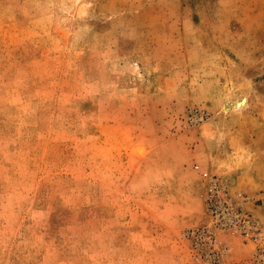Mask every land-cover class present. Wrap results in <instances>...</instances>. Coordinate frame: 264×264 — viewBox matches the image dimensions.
Returning a JSON list of instances; mask_svg holds the SVG:
<instances>
[{"label":"rangeland","instance_id":"1","mask_svg":"<svg viewBox=\"0 0 264 264\" xmlns=\"http://www.w3.org/2000/svg\"><path fill=\"white\" fill-rule=\"evenodd\" d=\"M263 127L264 0H0V264H264Z\"/></svg>","mask_w":264,"mask_h":264},{"label":"built area","instance_id":"2","mask_svg":"<svg viewBox=\"0 0 264 264\" xmlns=\"http://www.w3.org/2000/svg\"><path fill=\"white\" fill-rule=\"evenodd\" d=\"M191 169L200 180L202 213L206 218V225L201 228L191 229L187 232L193 249L199 255L202 248L209 253L203 257L211 261H218V256L226 252L227 246L216 237L217 231L235 233L243 240H256L260 234V227L256 219L248 214L243 206L246 200L239 192L235 193L236 201L228 195L215 174L198 164H192ZM215 252L211 257L209 254Z\"/></svg>","mask_w":264,"mask_h":264},{"label":"crops","instance_id":"3","mask_svg":"<svg viewBox=\"0 0 264 264\" xmlns=\"http://www.w3.org/2000/svg\"><path fill=\"white\" fill-rule=\"evenodd\" d=\"M246 103H247V99H246ZM262 135L264 134V127H263V129H262ZM254 141V143L256 142V140H253ZM263 141H264V139H263ZM262 141V142H263ZM257 157H258V160L257 161H259L260 159H261V161H263L262 163H263V165H262V167H263V170H264V151H263V154L262 155H260L259 153L256 155ZM262 176L264 177V172H262ZM251 190H253V191H255L256 192V190L255 189H251ZM251 192V191H250ZM252 193H254V192H252ZM258 195H260V197H262V202L264 203V185H263V187L261 188V191L260 192H258L257 193ZM264 213V212H263Z\"/></svg>","mask_w":264,"mask_h":264},{"label":"bare ground","instance_id":"4","mask_svg":"<svg viewBox=\"0 0 264 264\" xmlns=\"http://www.w3.org/2000/svg\"><path fill=\"white\" fill-rule=\"evenodd\" d=\"M240 106V102H237L236 105L234 107H239ZM229 109V108H228ZM227 109V110H228Z\"/></svg>","mask_w":264,"mask_h":264}]
</instances>
